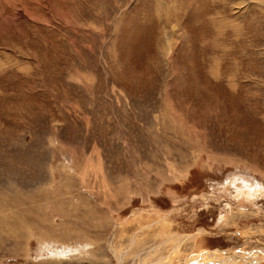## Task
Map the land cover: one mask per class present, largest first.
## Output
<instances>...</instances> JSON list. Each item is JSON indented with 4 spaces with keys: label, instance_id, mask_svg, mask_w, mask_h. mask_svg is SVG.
Instances as JSON below:
<instances>
[{
    "label": "rangeland",
    "instance_id": "1",
    "mask_svg": "<svg viewBox=\"0 0 264 264\" xmlns=\"http://www.w3.org/2000/svg\"><path fill=\"white\" fill-rule=\"evenodd\" d=\"M198 230L264 264V0H0V264Z\"/></svg>",
    "mask_w": 264,
    "mask_h": 264
},
{
    "label": "bare ground",
    "instance_id": "2",
    "mask_svg": "<svg viewBox=\"0 0 264 264\" xmlns=\"http://www.w3.org/2000/svg\"><path fill=\"white\" fill-rule=\"evenodd\" d=\"M201 231L198 230L195 233L186 235H175L174 242L169 248V251L165 255H158L154 261L147 264H256V258L252 255H246L241 252V250H199L196 253L189 254L186 256L180 255V245L185 238L195 237ZM173 240V239H172ZM163 249V248H162ZM165 251V250H164ZM161 252V251H160ZM162 253V252H161ZM164 253V252H163ZM261 256L264 252H260ZM264 256L261 257L263 259ZM138 264H146L141 262Z\"/></svg>",
    "mask_w": 264,
    "mask_h": 264
}]
</instances>
